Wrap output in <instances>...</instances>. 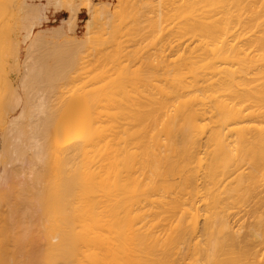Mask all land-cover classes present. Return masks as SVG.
<instances>
[{
    "label": "bare ground",
    "instance_id": "6f19581e",
    "mask_svg": "<svg viewBox=\"0 0 264 264\" xmlns=\"http://www.w3.org/2000/svg\"><path fill=\"white\" fill-rule=\"evenodd\" d=\"M45 1L0 0V264H264V0Z\"/></svg>",
    "mask_w": 264,
    "mask_h": 264
},
{
    "label": "rangeland",
    "instance_id": "374dc122",
    "mask_svg": "<svg viewBox=\"0 0 264 264\" xmlns=\"http://www.w3.org/2000/svg\"><path fill=\"white\" fill-rule=\"evenodd\" d=\"M29 3H33V4H37V3H45L46 1L45 0H27ZM63 1V0H62ZM69 1V0H68ZM133 1V0H132ZM154 1V0H153ZM64 2V1H63ZM66 2V1H65ZM91 2H92V6H94L95 4V6H98L99 4H101L102 2L103 3H105L106 4V2H107V4H108V7L111 9V11L112 10H114V9H118V4H119V2H117V0H91ZM122 2V4H123V0L121 1ZM120 2V3H121ZM155 2V1H154ZM116 3H117V5H116ZM106 4V5H107ZM115 5L117 6V7H115ZM121 5V4H120ZM114 7V8H113ZM113 8V9H112ZM119 10H120V8H119ZM11 11V10H10ZM15 12H12V15L14 16L15 14H14ZM9 14H11V13H9ZM66 14H65V12L63 11V10H57V11H55V10H53V7H51V8H49V13H48V18L46 19V21H43V22H41L40 24H39V27H41V28H50L51 26H53V25H56L57 23L59 24V21H60V19L61 18H63L64 16H65ZM11 16V15H10ZM13 16H11V17H13ZM105 16V15H104ZM85 17H86V14H85V11H83V10H81V11H79L78 13H77V19H76V21L72 24V26L69 28V29H67L66 31H65V38H67L68 40L70 39H75V38H78V39H80V38H83V36H84V34H83V32H84V26H85ZM102 17V16H101ZM103 18V17H102ZM101 18V20H102V22L104 21L103 19ZM106 19V18H105ZM43 23V24H42ZM101 23V22H100ZM104 23H105V21H104ZM103 24V23H102ZM99 25H101V24H98V26ZM100 27V26H99ZM99 27H97V28H99ZM103 27H104V24H103ZM24 28V27H23ZM23 28H21L19 31V33H24V29ZM36 28V27H35ZM103 29V28H102ZM24 30V31H23ZM100 30H101V28H100ZM46 31V32H45ZM44 31V36H45V40L43 41V42H45V45H43V42L41 41V45H42V48H45V47H43V46H48V48L50 49H48L49 51H52L51 49L53 48V49H58V47H59V49L60 48H62L63 49V47H64V49H65V47H67L66 46V44H69L68 43V41H66L65 39H64V37H58V35L56 36V34L55 33H52V31H50V30H45ZM97 32V33H96ZM102 31H95V35H98V33H101ZM56 37V38H55ZM58 38V39H57ZM80 41V40H79ZM48 42H51V43H48ZM53 42V43H52ZM56 42H57V45H56ZM63 42L65 43L66 42V44H63ZM62 44V45H61ZM88 44V46H90L89 44H91V43H87ZM65 45V46H64ZM92 45H93V47L95 46L94 44H93V42H92ZM91 45V46H92ZM26 46H27V41H25V42H23V46H22V60L24 59V56H25V52H26ZM86 46V47H85ZM87 45H84V47H82L81 46V50H80V52L78 53L77 52V54L79 55V54H83V53H86L87 54V56H89L90 55V53L95 49H93V47H91L92 48V50H91V52L89 53L88 51H90L89 49H90V47H88ZM50 47H52V48H50ZM56 47V48H55ZM39 48V47H38ZM41 48V47H40ZM41 48V50H37V51H42L43 52V49ZM67 48H69V49H72V50H75V52L77 51V49L78 48H80V47H78V48H72V45H71V48H70V46L69 47H67ZM84 48V49H83ZM88 48V49H87ZM48 50H44V52H45V54H47V52H49ZM61 51V50H60ZM82 51V52H81ZM36 52V51H35ZM35 52H34V54H35ZM43 52V53H44ZM94 52V51H93ZM92 52V53H93ZM41 56H43V55H45V54H41L40 52H38ZM38 53H36L37 55H39ZM89 53V54H88ZM33 54V55H34ZM35 54V55H36ZM49 54V53H48ZM51 54V53H50ZM36 55V56H37ZM91 55H93V54H91ZM90 55V56H91ZM35 56V58H39V57H41V56H37L36 57ZM83 56V55H82ZM84 56H86V55H84ZM86 56V57H87ZM90 56H89V58L88 59H91L90 58ZM92 57V56H91ZM22 68V67H21ZM92 68H88V69H86V71L84 70V72L83 71H81V70H79V73H81L80 75H83V74H87V72H92L93 70H91ZM21 71H22V69H21ZM81 71V72H80ZM78 72V71H77ZM82 72H83V74H82ZM86 72V73H85ZM94 72V71H93ZM92 72V73H93ZM95 72H97V70H95ZM94 72V73H95ZM94 73L92 74V75H94ZM89 74V73H88ZM87 74V75H88ZM14 75H15V73H10V76H12V77H14ZM80 75L78 74V76H76V74H75V77H78V78H76V80H80V79H82L81 77H85V75L84 76H81L80 77ZM91 75V76H92ZM90 76V75H89ZM90 76V77H91ZM86 77H88V76H86ZM90 77H88V79L90 78ZM85 79H87V78H85ZM87 79V80H88ZM75 80V81H76ZM84 80V79H83ZM85 81V80H84ZM79 82V81H78ZM78 82L76 81V84H74V91L75 90H80V88L79 87H76V85L78 84ZM81 84H83L82 83V81L79 83V86L81 87ZM68 86H71V83L69 84V85H67V87ZM66 87V86H65ZM66 87V88H67ZM82 87H83V85H82ZM70 88V87H69ZM68 88V89H69ZM72 88V87H71ZM76 88V89H75ZM79 88V89H78ZM67 89V90H68ZM72 89V90H73ZM67 90H65V91H67ZM83 90V89H82ZM64 91V92H65ZM69 91V90H68ZM81 91V90H80ZM66 93V95H67V93L68 92H65ZM65 93H64V95H65ZM65 95V96H66ZM67 98V97H66ZM66 98H64V99H66ZM79 99H81V98H79ZM94 108V107H93ZM96 109V108H95ZM19 167H17V169H18ZM21 169V168H20ZM20 169H18V171L20 170ZM39 168L37 167V169L36 170H38ZM21 171V170H20ZM39 171H41V170H39Z\"/></svg>",
    "mask_w": 264,
    "mask_h": 264
}]
</instances>
